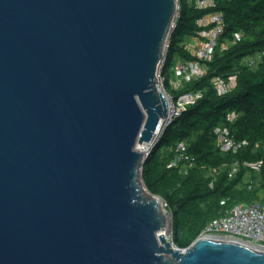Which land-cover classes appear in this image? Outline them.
Wrapping results in <instances>:
<instances>
[{"label": "water", "instance_id": "water-1", "mask_svg": "<svg viewBox=\"0 0 264 264\" xmlns=\"http://www.w3.org/2000/svg\"><path fill=\"white\" fill-rule=\"evenodd\" d=\"M178 2L0 0V264H264L225 237L161 245L142 194Z\"/></svg>", "mask_w": 264, "mask_h": 264}, {"label": "trees", "instance_id": "trees-1", "mask_svg": "<svg viewBox=\"0 0 264 264\" xmlns=\"http://www.w3.org/2000/svg\"><path fill=\"white\" fill-rule=\"evenodd\" d=\"M212 7H198L196 0H179V14L169 37L167 61L164 67L165 88L173 96L201 92V97L166 127L151 149L141 168L146 190L159 196L166 204L173 224V243L179 249L191 246L205 227L226 210L238 204L264 206V0H214ZM222 12L225 31L207 71L199 79L186 82L179 89L170 85L172 68L178 55L193 60L184 43L202 27L198 21L207 14ZM240 34V39L237 38ZM261 55L255 67L245 64L246 57ZM236 77L235 87L220 94L213 84L216 77ZM238 114L234 122L228 120ZM227 126L236 143H244L236 151H222L214 129ZM185 144L187 159L170 166L176 146ZM188 168L187 172L183 168ZM261 163L259 172L247 164ZM239 165L230 176L219 172L214 178L209 171ZM259 175L245 183L246 173ZM257 173V174H256ZM257 178V176H256Z\"/></svg>", "mask_w": 264, "mask_h": 264}, {"label": "built area", "instance_id": "built-area-1", "mask_svg": "<svg viewBox=\"0 0 264 264\" xmlns=\"http://www.w3.org/2000/svg\"><path fill=\"white\" fill-rule=\"evenodd\" d=\"M196 4L198 7L207 8L214 6L215 2L214 0H196ZM198 24L202 27V29L195 36L190 38L191 43L187 41L184 43L185 49L192 54L194 59L181 60L179 62L177 61L175 66L172 68L173 76L169 82L171 87L174 89L181 88L186 82L201 78L206 73L207 62L212 60L215 50L218 47L225 49L229 45L228 41L221 42V38L225 31V19L222 12L207 14L198 21ZM175 25L176 23L174 21L172 29ZM240 36V34H237L238 39H240ZM168 48L169 39L165 43V49L163 51L157 73V85L159 91L167 98L168 117L161 120L152 142L137 145V149L139 150V146L144 147L146 144L144 154L148 155L153 146L160 139L166 127L201 97V92H188L176 97L166 90L164 67L167 61ZM231 79L236 81V77L234 76L230 77L228 81L224 78L216 77L213 79V84L218 92L223 94L231 90L229 82ZM237 117L238 114L232 112L228 115V120L230 122H234ZM214 132L217 136V143L222 151H236L242 144H246V142L242 144L236 143L227 126H218L214 129ZM184 149V143H179L176 146L177 155L171 162L170 166H176L179 161L188 158ZM188 165L189 166L186 167L185 173L188 168L192 167L194 164L189 162ZM247 165L252 167L254 171L259 172L261 169V163H252ZM254 183L258 184L257 181ZM252 185L253 182L251 181L249 186L250 189L252 188ZM208 237H225L231 240L246 243L253 247L264 249V206L247 203L234 205L219 217L211 221L199 236V238Z\"/></svg>", "mask_w": 264, "mask_h": 264}, {"label": "rangeland", "instance_id": "rangeland-1", "mask_svg": "<svg viewBox=\"0 0 264 264\" xmlns=\"http://www.w3.org/2000/svg\"><path fill=\"white\" fill-rule=\"evenodd\" d=\"M186 41L189 42V43H191L190 38H188ZM173 58H174V60H177L178 62L182 60L181 57L178 56V55H174ZM260 60H261V55L260 54H256L255 56L246 57L243 62L245 64H247V65H250L252 67H255L256 64ZM229 82H230V88L233 89L235 87L236 81L234 79H231ZM183 170L185 171L186 168L184 167ZM238 171H239V166L238 165H233V166H230V167H223L220 171H209L208 174L210 176H213L215 178L219 172H228L230 176H234ZM255 172H258V171H255ZM252 174L253 173H251V172L246 173L245 183L251 182L253 179H255L257 182H259V179H260L259 175L253 176ZM256 176H257V178H256ZM138 181L140 182L141 186L144 187V184H143V181H142V178H141V169H140V172H139V175H138ZM145 191H147L146 188H145ZM147 193H149V192L147 191ZM149 195L152 196V194H150V193H149ZM162 205H163V208L162 209L165 210V212H166L167 211V208H166L165 202L163 200H162ZM166 214L168 216L167 217L168 218L167 219V223H169V225H170V229H169V233H168L167 240L173 243V224H172V218H171V215L168 213V211L166 212ZM168 257H170V255H168Z\"/></svg>", "mask_w": 264, "mask_h": 264}, {"label": "bare ground", "instance_id": "bare-ground-1", "mask_svg": "<svg viewBox=\"0 0 264 264\" xmlns=\"http://www.w3.org/2000/svg\"><path fill=\"white\" fill-rule=\"evenodd\" d=\"M164 98H165V100H166V102H167V98L165 97V95H164ZM168 104V103H167ZM145 146H146V144H145ZM145 146L144 147H142V146H139V150L141 151V152H145ZM141 188L143 189L142 190V194H143V196L144 197H152L151 195H149V193H147V191H145V188L144 187H142L141 186ZM163 210V209H162ZM164 211V226H163V228L158 232V234H157V237H158V240H159V242L161 243V245H163V246H166V244L164 243V242H162V240H161V237H160V235H164V236H162V238H165V241H166V243H168V242H170V241H168L167 240V238H168V233H169V229H170V225H169V223H167V214H166V212H165V210H163ZM171 243V242H170ZM172 247H173V245H172Z\"/></svg>", "mask_w": 264, "mask_h": 264}]
</instances>
